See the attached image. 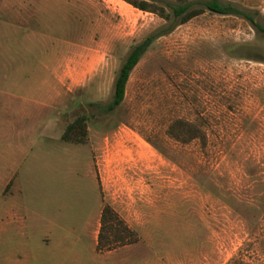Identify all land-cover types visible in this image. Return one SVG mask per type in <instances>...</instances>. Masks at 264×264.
<instances>
[{"label": "rangeland", "instance_id": "1", "mask_svg": "<svg viewBox=\"0 0 264 264\" xmlns=\"http://www.w3.org/2000/svg\"><path fill=\"white\" fill-rule=\"evenodd\" d=\"M224 1L257 10L264 26V0ZM44 16L50 35L75 33L93 59L61 125L88 111L87 139L121 125L139 133L146 150V195L160 202V228L146 237L151 244L118 253L128 264H225L242 246L245 260L264 264V32L242 16L206 10L157 37L131 70L123 101L103 111L130 46L163 19L125 0H48ZM176 117L197 122L205 144L170 136ZM74 180L80 229L49 237L27 262L2 251L0 264H114L95 250L96 188L84 157Z\"/></svg>", "mask_w": 264, "mask_h": 264}, {"label": "crops", "instance_id": "2", "mask_svg": "<svg viewBox=\"0 0 264 264\" xmlns=\"http://www.w3.org/2000/svg\"><path fill=\"white\" fill-rule=\"evenodd\" d=\"M47 7L48 0H0V252L27 262L40 255L49 237L67 226L80 229V186L74 179H80L84 157L96 188L95 250L108 203L138 239L98 252L114 256V264H128L118 252L151 244L146 237L160 228V202L146 195V150L141 135L121 125L85 142L61 138V112L75 103L73 93L93 59L82 53L74 32L50 35ZM67 181L74 195L69 214Z\"/></svg>", "mask_w": 264, "mask_h": 264}, {"label": "trees", "instance_id": "3", "mask_svg": "<svg viewBox=\"0 0 264 264\" xmlns=\"http://www.w3.org/2000/svg\"><path fill=\"white\" fill-rule=\"evenodd\" d=\"M133 6L156 13L163 21L134 42L121 63L119 64L113 79V91L111 99L102 107L103 111H114L123 101L125 87L133 67L143 54L148 50L154 40L171 31L175 26L186 22L206 10L220 14L239 15L264 32V26L256 20L257 10L250 11L247 7L232 1L224 0H125ZM94 104V102H93ZM100 107V105H99ZM90 113L81 110L65 125L61 138L71 142H85L87 140V120ZM167 133L181 142H187L198 138L202 144L206 142V134L203 128L195 121L176 117L167 127ZM152 145L156 146L148 137L143 136ZM138 239V234L131 228L119 213L108 203H105L100 215V228L97 235L96 249L98 251L115 247L119 244L133 242ZM240 246L225 264H251L244 259V252Z\"/></svg>", "mask_w": 264, "mask_h": 264}]
</instances>
